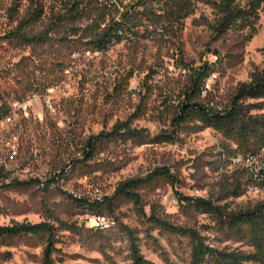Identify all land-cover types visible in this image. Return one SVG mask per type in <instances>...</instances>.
I'll use <instances>...</instances> for the list:
<instances>
[{
    "label": "rangeland",
    "instance_id": "374dc122",
    "mask_svg": "<svg viewBox=\"0 0 264 264\" xmlns=\"http://www.w3.org/2000/svg\"><path fill=\"white\" fill-rule=\"evenodd\" d=\"M164 1H148L135 12L128 9L136 0L102 9L100 29L126 13L128 20L120 41L96 49L84 35L99 9L75 19L69 16L72 0H0V225L49 220L67 227L54 238L55 264H134L133 249L150 264H189L193 232L205 245L236 255L239 264H264V247L259 250L251 237L262 233L264 196L250 190L246 172L229 165L234 140L197 110L183 112L195 102L226 110L264 68V2L246 39L247 28L216 34L212 26L220 14L199 0H192L191 12L178 22L157 23L154 14L166 11ZM35 9L41 15L33 18ZM19 32L46 41L9 37ZM199 67L206 68L205 78L216 74L205 97L192 93ZM238 103L248 110L246 117L264 116V99L243 97ZM125 120L147 130L143 142L104 141L92 159L83 160L90 136ZM68 165L63 184L40 185ZM157 169L171 177L157 174L135 189L141 208L114 197L126 180ZM16 180L30 183L17 186ZM97 193L106 200L103 212L117 222L109 231L92 229L91 208L71 198L92 200ZM189 197L208 198L226 215L253 210L261 215L253 225L229 228L189 206L184 199ZM45 241L43 235L11 238L0 245V264H43Z\"/></svg>",
    "mask_w": 264,
    "mask_h": 264
},
{
    "label": "trees",
    "instance_id": "16d2710c",
    "mask_svg": "<svg viewBox=\"0 0 264 264\" xmlns=\"http://www.w3.org/2000/svg\"><path fill=\"white\" fill-rule=\"evenodd\" d=\"M151 0H136L129 7L128 11L131 10L135 12L137 7H145L147 2ZM158 2V0H156ZM206 4H211L217 8L220 17L216 20L215 26H212L214 32L218 35L226 32L227 30H243L245 28L250 29V34L247 33L246 39L252 36L254 31V24L251 18L254 20L257 17V11L259 4L264 2V0H199ZM97 0H87L86 3L83 0H72L70 2L69 16L75 19L82 18L85 15V11H89V16L92 11L98 10L96 18L93 20L90 26L91 32L84 35V37H90V43L94 44L96 49H105L107 45L114 41H120L123 36L120 34L119 30L123 31V27L127 25L125 20H128L127 13L124 15L123 20H116L111 22L108 26L105 25L100 29L101 24L105 18V7L100 6ZM193 6L192 0H166L164 5L161 6L165 8L163 14H154V19L158 23L162 19L167 18L170 23L178 22L180 19L186 17L191 12V7ZM81 7V8H80ZM103 9V10H102ZM101 10V11H100ZM108 10V9H107ZM161 8L159 9V11ZM41 10H34L31 17L36 18L41 15ZM124 21V22H123ZM124 24V25H123ZM87 27L84 28V30ZM77 34L78 31L73 32ZM9 37L18 38L28 43H42L46 41V38L41 35H30L25 33H17L16 35L10 34ZM195 79L193 83L192 93H200L203 85V80L206 76V68L199 67L194 73ZM251 82L248 84H243L239 90V93L233 98L232 103L226 110L222 111H211L210 109L202 106L199 103L185 104L183 107V112L190 108L197 110L203 115V121H206L208 125H213L223 132L227 137L234 140L236 144V149L233 150L232 154H236L238 151L243 152H258L264 147V116H248L245 107L239 104V100L243 97L251 98H262L264 99V68L260 72L252 74ZM9 113V109L4 111V115ZM245 117V118H244ZM119 137H124L125 139L138 140L143 142V139L147 137V130L145 128H134L130 124L129 120L116 122L111 130L101 131L97 135L90 136L86 143L84 144L82 154L83 160H90L96 149L104 141H109ZM252 140V141H251ZM72 168V167H71ZM70 168V169H71ZM71 171V170H70ZM157 174H165L169 177L171 175L168 171L163 169H157L154 172L147 175V177L142 179H130L126 180L120 184L114 194L116 196H124L134 202L136 206L141 208V197L135 192V189L142 183L155 178ZM66 175V172H64ZM26 181H15V185L23 186L29 184ZM47 188V187H45ZM44 188V189H45ZM238 191L234 192L233 195H238ZM72 201L80 206H86L91 208L93 212H103L102 204L103 202L93 201L90 202L84 198L72 197ZM188 200V205L194 207L197 211L202 213H209L210 215H215L218 222L229 228H239L243 223L250 222L251 225L255 224L259 215H261L260 210L237 212L234 214L226 215L223 213L222 207L215 205L212 200L203 197L184 198ZM111 198H109V202ZM110 208L111 203L107 204ZM141 211H143L141 209ZM150 220L157 221L154 215L148 217ZM55 220V219H54ZM60 229H67L63 226H55L51 221H41L38 223H13L11 225H0V245H9V240L11 238L21 236V235H43L45 237L46 245L43 249V264H55L52 258V252L54 249V238L56 232ZM260 231L264 233V226L259 227ZM261 233V234H262ZM252 235L253 244L261 250L264 247L263 235ZM191 238L193 241L192 247V260L189 264H239L238 257L233 254H226L217 249L209 247L204 244L203 238L200 237L196 232L191 233ZM247 239V238H246ZM249 239V238H248ZM247 239V240H248ZM134 264H150L145 262L143 258L138 254L136 249H133Z\"/></svg>",
    "mask_w": 264,
    "mask_h": 264
},
{
    "label": "built area",
    "instance_id": "2783aa9c",
    "mask_svg": "<svg viewBox=\"0 0 264 264\" xmlns=\"http://www.w3.org/2000/svg\"><path fill=\"white\" fill-rule=\"evenodd\" d=\"M128 1H132V0H128ZM97 3L108 10H112L116 7H119V0H97ZM160 30L163 31L162 28H160ZM119 31L120 34L124 36V32L122 30ZM215 77L216 74L212 73V75H209L207 78L204 79L201 88L202 96L204 97L207 96L208 91L211 89V81ZM219 111H222V109L220 108ZM258 152H262V159H264V147L258 150ZM229 165L231 166L233 171L249 172V175H251L253 179V191H256V193H264V166H257V159H252V155H249V153L247 152L244 153L237 152L236 154L230 156ZM68 167H72V165H68L67 167L64 168V170H59L55 172L53 178H51L49 182L47 183L41 182L40 185L42 187L48 188V187H54L56 183L58 185L63 184L64 172H66ZM75 197H77V195H75ZM192 198L195 197H191L190 201H192ZM104 200L105 198L97 193L94 195L92 200L89 201L103 202ZM186 203H188V200L186 201ZM90 220H91L90 227L94 230L103 228L105 221H112V224H114L115 226L117 224L115 218L105 212H93V214H91L90 216Z\"/></svg>",
    "mask_w": 264,
    "mask_h": 264
},
{
    "label": "bare ground",
    "instance_id": "6f19581e",
    "mask_svg": "<svg viewBox=\"0 0 264 264\" xmlns=\"http://www.w3.org/2000/svg\"><path fill=\"white\" fill-rule=\"evenodd\" d=\"M212 75V74H211ZM249 155H252V159H257V166H264V159H262V152H248ZM224 160V158H222ZM247 175H249V172H246ZM249 179L253 185V179L251 175H249ZM250 190L253 191V186L250 187ZM251 191V192H252ZM256 195L264 196V193H256V191H253ZM100 202V201H99ZM87 214V213H86ZM93 214V212H92ZM115 227L114 224H112V221H105L103 228H100L96 231H109Z\"/></svg>",
    "mask_w": 264,
    "mask_h": 264
}]
</instances>
